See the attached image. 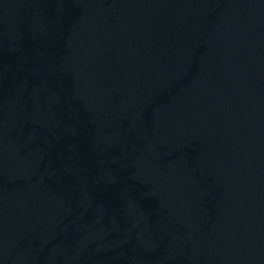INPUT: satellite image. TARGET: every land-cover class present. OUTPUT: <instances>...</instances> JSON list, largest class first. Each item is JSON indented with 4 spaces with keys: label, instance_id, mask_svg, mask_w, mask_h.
<instances>
[{
    "label": "water",
    "instance_id": "water-1",
    "mask_svg": "<svg viewBox=\"0 0 264 264\" xmlns=\"http://www.w3.org/2000/svg\"><path fill=\"white\" fill-rule=\"evenodd\" d=\"M0 264H264V0H0Z\"/></svg>",
    "mask_w": 264,
    "mask_h": 264
}]
</instances>
